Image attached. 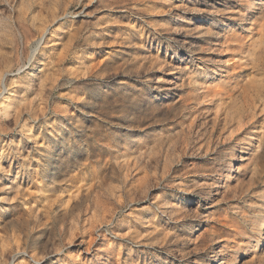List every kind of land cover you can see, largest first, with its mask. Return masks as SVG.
<instances>
[{
	"label": "rangeland",
	"instance_id": "1",
	"mask_svg": "<svg viewBox=\"0 0 264 264\" xmlns=\"http://www.w3.org/2000/svg\"><path fill=\"white\" fill-rule=\"evenodd\" d=\"M261 49L264 0H0V264H264Z\"/></svg>",
	"mask_w": 264,
	"mask_h": 264
},
{
	"label": "bare ground",
	"instance_id": "2",
	"mask_svg": "<svg viewBox=\"0 0 264 264\" xmlns=\"http://www.w3.org/2000/svg\"><path fill=\"white\" fill-rule=\"evenodd\" d=\"M261 34H262V33H261ZM198 37H200V36H199V34L197 33V34H196V38H198ZM263 53H264V50H262V49L259 50V51H258V54H256V56H255V58H254L253 60H258V62H259L261 56L263 55ZM253 60H252V61H253ZM252 61H251V62H252ZM256 63H257V62H256ZM236 64H237V63H236ZM252 64H253V63H252ZM255 65H256V64H255ZM259 65H260V64H259ZM255 67H256V66H255ZM255 67H254V68H255ZM259 68H260V67H258V69H259ZM219 69H220V67H219ZM248 84H250V81H249ZM247 86H248V85H247ZM249 87H250V85L248 86V89H249ZM254 88H255V87H254ZM232 89H233V88H232ZM252 90H254V89H252ZM229 164H230V163H229Z\"/></svg>",
	"mask_w": 264,
	"mask_h": 264
}]
</instances>
